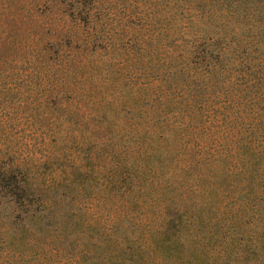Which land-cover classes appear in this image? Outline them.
I'll return each mask as SVG.
<instances>
[{"label": "trees", "instance_id": "trees-1", "mask_svg": "<svg viewBox=\"0 0 264 264\" xmlns=\"http://www.w3.org/2000/svg\"><path fill=\"white\" fill-rule=\"evenodd\" d=\"M25 4L67 15V0ZM23 6L0 0L1 45ZM159 18L149 105L131 101L142 125L100 124V178L89 164L58 176L0 156V264H264V0H153ZM35 36L42 53L69 43L63 24ZM158 148L169 189L150 193L140 176ZM98 191L100 211L76 200Z\"/></svg>", "mask_w": 264, "mask_h": 264}, {"label": "rangeland", "instance_id": "rangeland-1", "mask_svg": "<svg viewBox=\"0 0 264 264\" xmlns=\"http://www.w3.org/2000/svg\"><path fill=\"white\" fill-rule=\"evenodd\" d=\"M17 1L24 6L20 25L11 31L12 46L0 42L1 159L21 160L39 173L58 176V166L72 172L79 165L89 169V164L100 178V124H130L131 129L142 125L131 101L142 98V110L149 105V86L163 62L164 20L153 23V0H67L64 21L58 15L38 18L34 7L25 4L32 0H11V5ZM100 1H113V10L100 13ZM3 21L0 14V37ZM62 24L68 46L57 54L54 48L42 53L46 43L35 33ZM153 36L156 55L151 52ZM160 150L148 155L140 176L141 188L150 193L169 189L168 165L159 158ZM89 189L84 183V194L96 191ZM99 191L76 200L90 212L100 211Z\"/></svg>", "mask_w": 264, "mask_h": 264}]
</instances>
